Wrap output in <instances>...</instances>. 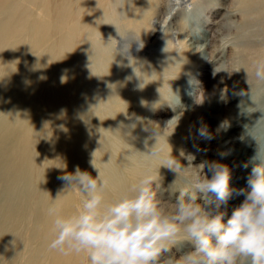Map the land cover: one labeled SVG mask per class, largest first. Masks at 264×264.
Returning a JSON list of instances; mask_svg holds the SVG:
<instances>
[{"label": "rangeland", "instance_id": "1", "mask_svg": "<svg viewBox=\"0 0 264 264\" xmlns=\"http://www.w3.org/2000/svg\"><path fill=\"white\" fill-rule=\"evenodd\" d=\"M25 1L0 0V106H4L1 101L7 88L15 96L8 109L5 107L8 111L0 115V133H9L7 143L19 142L18 127L34 124L43 115L40 98L39 108L31 94L28 106L19 100L24 90L19 85L24 77L26 35L22 8L25 10ZM172 3V0L131 1L134 13L140 12L149 28L145 34L142 30L139 36H125L129 37L125 45L133 50L129 59H135L137 65L146 63L144 71L152 75L147 88L153 96L135 105L127 102L131 100L128 94L110 102L111 115H115L111 123L119 122L120 128L125 126V129L116 131L120 137L118 148L105 160L107 169L118 168L120 184L116 186L120 193L130 190L145 173H150L156 182L157 201L168 214L179 191L189 188L187 181L197 174H207V162L227 165L231 172L230 186L240 189L247 187L252 157L258 149L264 154V80L254 75L257 61L264 59V0H188L184 7L168 15ZM165 16H168L166 22ZM37 19L31 17L29 24L34 26ZM154 19L165 25L161 42L158 37L150 38ZM147 39L151 41V53L146 46L135 53L137 42ZM32 88L38 92L36 80L28 82V90ZM29 107L35 116L32 121L28 118ZM10 114L19 120H6ZM202 127H207L212 139L198 134ZM31 138H37V130L31 133ZM23 150L21 143L11 150L4 149L7 157L0 156V166L18 162ZM153 150L160 151L159 158L150 155ZM170 155L181 163L183 170L177 169L175 173L161 166ZM113 157L118 159L115 161ZM202 165H205L203 169ZM40 167L38 164L37 171ZM65 174L62 170L61 177ZM6 185L9 192L11 178L0 174V192ZM60 185L68 192L77 191L74 187L68 188L70 185L62 179ZM53 189L52 180L47 181L45 195L53 194ZM197 195V202L203 204L202 194ZM0 196L17 202L7 194ZM243 199L234 193L226 205H221L225 220ZM80 204L78 200V208ZM4 205L0 199V209ZM209 207L214 209L215 205ZM7 215L11 231L3 264H15L12 254L15 237L27 232L23 227H15L17 215L13 209ZM34 248L27 247L25 255ZM190 249L188 241L180 240L161 257L160 264H169V261L175 264ZM55 254L37 264H89L86 253L64 255L56 251Z\"/></svg>", "mask_w": 264, "mask_h": 264}, {"label": "bare ground", "instance_id": "2", "mask_svg": "<svg viewBox=\"0 0 264 264\" xmlns=\"http://www.w3.org/2000/svg\"><path fill=\"white\" fill-rule=\"evenodd\" d=\"M131 1H25V10L22 8L26 35L24 77L19 85L24 90L19 100L28 106L31 94L39 108L40 98L43 115L34 124L18 127L19 142L7 143L9 133H0V156L7 157L4 149L11 150L19 143L24 146L18 162L0 166V174L12 180L11 190L8 192L6 185L0 195L7 194L17 200L0 196L5 202L4 208L0 209V264L6 259L8 233L11 231L7 213L12 209L17 215L15 227H23L27 232L15 237L12 252L15 264H37L42 258L57 254L49 248L53 234L52 218L48 216L47 208L59 195L62 213L71 215L78 209V200L81 203L83 199L78 190L68 192L60 185L62 170L74 174L79 168L93 178L99 170L109 180L105 200H114L120 194L116 186L120 184L118 168L107 169L105 160H109L111 153L118 148L120 137L116 131L125 129V126L120 128L119 122L111 123L115 115H111L109 104L123 94H128L131 100L127 102L133 104H140L153 96L152 90L147 88L152 75L144 71L146 63L137 65L135 59H129L133 50L125 48V40L129 39L125 36H139L140 31L144 30L145 34L149 28L146 18L139 16L140 12L134 13ZM172 1L168 15L188 0ZM31 17L39 18L34 26L29 24ZM167 18L165 16L163 21L166 22ZM160 22L151 21L154 30L150 38L158 37L161 42L165 25ZM149 41L139 40L135 53L144 46L151 53ZM32 80L39 84L36 93L33 88L28 90V82ZM132 87L136 90H131ZM14 98L11 88L3 92L1 103L4 106H0V115L8 111ZM27 111L31 113L29 121L34 120L32 109L29 107ZM6 120L19 119L10 114ZM34 130H37L36 139L31 138ZM92 162L98 170L93 168ZM38 164H41L39 171ZM50 180L54 183L53 194L45 195V184ZM29 246L35 248L27 256L25 252Z\"/></svg>", "mask_w": 264, "mask_h": 264}, {"label": "clouds", "instance_id": "3", "mask_svg": "<svg viewBox=\"0 0 264 264\" xmlns=\"http://www.w3.org/2000/svg\"><path fill=\"white\" fill-rule=\"evenodd\" d=\"M254 75L264 80V59L257 61ZM198 134L213 138L207 127L200 128ZM150 155L159 158L160 151L153 150ZM251 164L247 187L233 189L229 167L219 161L207 162V174L187 181L189 188L179 191L171 214L158 203L150 173L130 190L106 201L108 178L93 162L96 178L77 168L60 179L70 185L68 188L77 189L83 199L71 215L62 213L59 195L48 206L53 234L49 248L64 255L86 253L89 264H160L172 246L186 240L191 249L175 264H264V154L259 149ZM161 166L175 173L184 169L171 155ZM198 193L203 204L197 202ZM234 193L244 199L225 220L220 207ZM213 204L214 209L209 207Z\"/></svg>", "mask_w": 264, "mask_h": 264}]
</instances>
